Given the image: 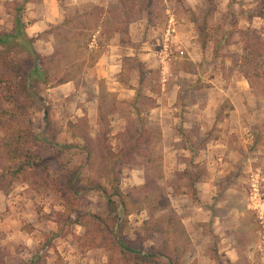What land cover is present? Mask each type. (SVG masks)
Returning a JSON list of instances; mask_svg holds the SVG:
<instances>
[{"label": "rangeland", "instance_id": "1", "mask_svg": "<svg viewBox=\"0 0 264 264\" xmlns=\"http://www.w3.org/2000/svg\"><path fill=\"white\" fill-rule=\"evenodd\" d=\"M259 1L152 0L130 26L132 48L123 45L119 68L104 79L96 72L109 63L95 57L102 66L93 69V37L105 44L101 54L115 42L93 29L88 14L101 8L106 11L95 14L105 16L117 0H97L103 5L80 19L42 23L35 51L50 61L52 81L64 73L74 81L62 89L34 84L39 100L27 118L42 140L29 144L41 154L34 177L12 176L18 161L0 169L5 264H124L89 223L92 215L106 217L105 196L80 190L76 204L52 188L50 179L79 167L80 187L109 189L112 177L119 178L129 211L122 230L130 242L144 241L180 264H264V75L249 85L243 38L233 28L264 34ZM40 2L0 0V35L13 32L17 8L32 29L40 26L37 17H54L48 6L38 14ZM12 56L28 57L19 47ZM137 93L151 101L136 109ZM116 157L122 158L113 166Z\"/></svg>", "mask_w": 264, "mask_h": 264}, {"label": "trees", "instance_id": "2", "mask_svg": "<svg viewBox=\"0 0 264 264\" xmlns=\"http://www.w3.org/2000/svg\"><path fill=\"white\" fill-rule=\"evenodd\" d=\"M151 2L152 0H117L116 6L107 11L105 16L95 14L98 11L101 13L106 11L101 8L95 9V12L91 11L88 16L95 19L96 26L93 29L97 33L101 35L108 33L109 40L118 36L121 47L125 45L126 48H132L129 39L130 26L136 22L137 16L141 17L149 10ZM25 3H29V0H25ZM22 12L21 8L16 9L13 32L0 35V47L2 48L0 51V121L3 124V137L0 139V169H7V161H18L20 167L16 173H11V175L22 174L26 178H33L41 154L40 151H32L29 144L38 147L40 146L39 143L42 142L40 137L34 133L32 121L27 118L29 111L39 100L35 94L34 84L37 82L45 84L55 82L57 86H62L73 82L74 78L70 77V74L64 73L62 77L55 76L52 81L51 72L48 71L50 61L42 59L35 51L34 39L30 38L25 32ZM256 16L264 19V0L259 1ZM233 28L235 32L242 35L243 56L241 57V66L252 71L247 72V80L249 85L254 88L252 79L264 75V34H252L250 31L242 32L236 25ZM124 37L127 39L123 40ZM206 45V42H204V46ZM18 47L27 53V59L16 60L12 56L14 50ZM100 47L105 48L102 41L99 42L98 50L93 51L90 55V57L93 56L92 60L95 57L101 59L103 56L99 52ZM59 55L58 52L55 53L51 60H56ZM94 61L97 64L98 60L94 59ZM150 101L149 97L137 93L133 105L137 109L138 102L146 105ZM44 113L45 120L49 123V111L46 110ZM72 128L76 127L72 126ZM116 158L112 164L113 166H117L122 157ZM113 171H111V175ZM49 177V174L43 172L42 180L45 181V184H49ZM113 179L115 180L113 181ZM196 180H198V177H196ZM50 181L52 182V188L58 193L64 194L67 200L72 203L78 204L76 201L80 190H83L85 194L96 191L105 196L107 201L106 217L92 215L89 223L94 227V232L99 233L101 238L109 244L108 248L118 251L120 260L124 264H180L179 260L169 257L162 250L146 248L144 241L132 243L124 237L122 225L125 222L124 219L129 215V211L125 196H123L119 187V178L112 177L111 182H109V189L98 183H91L87 188L80 187L82 168L79 167L71 173L60 175L55 179H50ZM2 190V187H0V191ZM70 213L73 214L74 211H70ZM71 214L67 216L70 220H72ZM167 221L172 231V226L177 222L173 221V218ZM73 223L76 225L81 224L79 220H75ZM0 264H5L1 257Z\"/></svg>", "mask_w": 264, "mask_h": 264}, {"label": "crops", "instance_id": "3", "mask_svg": "<svg viewBox=\"0 0 264 264\" xmlns=\"http://www.w3.org/2000/svg\"><path fill=\"white\" fill-rule=\"evenodd\" d=\"M41 1L42 2H40L39 5H36V7L38 8V14L42 13V11L45 12V9H47L46 7L48 6V8H50L48 10H50L52 12V14L54 13V17H51L47 21L43 17H37L36 25H40V26L39 27L37 26V28H35V29H32L33 26H31V25L29 26L24 21L25 32L32 39L35 37H38L39 34L44 32L47 25L45 26L44 25L45 23L42 24L43 22H46V23L48 22V24H53V23L61 24V23L65 22L66 19L74 17L75 15H76V19H78L79 18L78 15H80L81 12H84L86 9H89V8L93 7L94 5L101 4V3L98 4L97 0H68L70 3H63L61 0H41ZM101 5H103V3ZM67 7H69V8L71 7L73 9L68 10ZM84 13H86V12H84ZM31 14H34V13L32 12ZM24 19L25 20L27 19L26 16ZM169 29H170V27H169ZM168 30L166 31L165 35L170 33V31H168ZM129 32H130V34H129L130 38L132 40L131 42L134 43L135 40L133 37L132 28L130 29ZM111 41L115 42V46H108V50L103 54L104 57L102 56L100 59L101 62L103 61V62H105V64L109 63V69H105V68L98 69L96 73L101 74V75L98 74V78L100 77L99 79H104V77L105 78L109 77V73H112V72L114 73L119 68L116 65H118L119 63L121 64V62H119L120 61L119 58H120V56H122L123 50H122V47L120 44V40L118 39V43L116 42V38L115 39L113 38ZM93 42L95 43L96 47L98 48L99 41L97 40L96 37L95 38L93 37ZM94 43L92 45H94ZM143 45H146V44H143ZM127 49H129V48H127ZM129 58H130V56H129ZM101 62H100V64L95 65V67L93 69L95 70L96 67L101 65L102 64ZM110 64L112 65V67L110 66ZM68 86H72V83L62 85L59 88L62 89L63 87H68ZM226 226L228 227L229 225H226Z\"/></svg>", "mask_w": 264, "mask_h": 264}]
</instances>
